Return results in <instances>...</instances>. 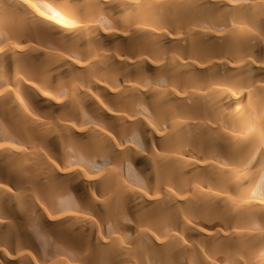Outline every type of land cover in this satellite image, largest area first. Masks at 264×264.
Wrapping results in <instances>:
<instances>
[{"label":"bare ground","instance_id":"1","mask_svg":"<svg viewBox=\"0 0 264 264\" xmlns=\"http://www.w3.org/2000/svg\"><path fill=\"white\" fill-rule=\"evenodd\" d=\"M0 264H264V0H0Z\"/></svg>","mask_w":264,"mask_h":264}]
</instances>
